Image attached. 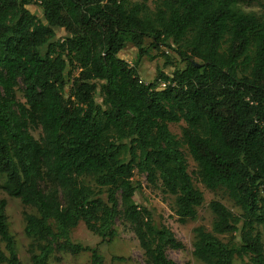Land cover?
Wrapping results in <instances>:
<instances>
[{"label": "trees", "instance_id": "16d2710c", "mask_svg": "<svg viewBox=\"0 0 264 264\" xmlns=\"http://www.w3.org/2000/svg\"><path fill=\"white\" fill-rule=\"evenodd\" d=\"M248 1L0 0V188L34 210L23 212L31 264L84 251L103 264L71 234L83 222L109 243L118 219L147 264H176L167 250L182 243L133 198L144 176L174 197L178 222L196 218L204 197L183 147L198 181L240 211L211 201V230L194 229L193 257L264 264V0L261 15L240 8ZM146 39L183 66L170 62L171 73L143 82ZM127 43L137 49L133 66L119 57ZM180 122L178 139L169 125ZM6 206L0 198V264H22Z\"/></svg>", "mask_w": 264, "mask_h": 264}, {"label": "rangeland", "instance_id": "374dc122", "mask_svg": "<svg viewBox=\"0 0 264 264\" xmlns=\"http://www.w3.org/2000/svg\"><path fill=\"white\" fill-rule=\"evenodd\" d=\"M148 4L150 8H153L151 1H149ZM240 8L245 12L261 15L263 13V2L261 0H250L247 3L240 5ZM29 9L37 16H41L42 12L37 4H31ZM63 35L64 32L62 31L58 33V37ZM150 42L151 39H146L145 47H149ZM162 53H165L167 56L165 57ZM136 54L137 49L131 43H127L125 48L119 53V57L133 66L135 64ZM166 60L169 61L167 64H165ZM170 62L172 65L177 64L179 67L183 66V64L179 62L175 52L164 47H160L159 49L149 47V54L144 56L140 64L137 66L139 78L145 83H150L155 78L157 69H162L167 73H171L173 66L169 65ZM16 96L19 100H24L20 89L17 90ZM182 127H184L183 122L169 125L170 131L176 135L178 139L182 137ZM32 134L35 138H38L40 130H33ZM182 151L186 157L188 172L191 175L193 183L195 187L202 192L204 197L203 205L197 209L196 218L194 220H188L185 223L178 222L177 217L172 211L174 197L164 193L161 188H150L144 176L136 177L137 180L141 182L142 187L136 192L133 200L134 203L140 207H145L150 212L155 225L167 226L173 231L176 239L182 243L183 248L181 249L167 250V255L171 260L176 264H201L192 254L193 244L195 242L194 229L198 226H203L206 229L211 230L213 214L209 208V203L211 201H219L236 214H239L240 211L227 197L223 190L218 189L211 191L198 181L195 174V163L185 147H183ZM82 180L85 183L88 182L94 186L88 177L83 178ZM3 181L4 178L0 177V185ZM0 198H4L7 201L6 215L8 217V226L9 231L16 242L18 257L22 264H31L28 248L32 240L24 233L23 212H34V210L25 207L19 199L8 196L1 188ZM115 229L117 234L111 242L100 243V237L88 231L83 222H79L78 226L72 231L71 240L87 247L97 248L103 259V264H147L143 250L140 248L138 240L136 239L129 223L122 219H118L115 224ZM223 239L226 240V237ZM115 256L123 257L125 260L113 261L112 257ZM89 261V251H84L76 255L66 252H58L51 256L49 263L89 264ZM233 264H242V261L236 259Z\"/></svg>", "mask_w": 264, "mask_h": 264}, {"label": "built area", "instance_id": "2783aa9c", "mask_svg": "<svg viewBox=\"0 0 264 264\" xmlns=\"http://www.w3.org/2000/svg\"><path fill=\"white\" fill-rule=\"evenodd\" d=\"M162 86H164V84H162Z\"/></svg>", "mask_w": 264, "mask_h": 264}]
</instances>
